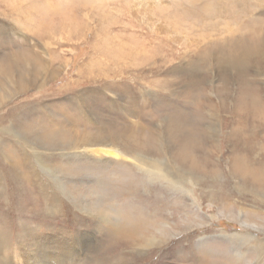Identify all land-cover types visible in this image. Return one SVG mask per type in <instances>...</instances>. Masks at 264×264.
<instances>
[{"label": "rangeland", "instance_id": "rangeland-1", "mask_svg": "<svg viewBox=\"0 0 264 264\" xmlns=\"http://www.w3.org/2000/svg\"><path fill=\"white\" fill-rule=\"evenodd\" d=\"M263 55L264 0H0L5 252L264 264Z\"/></svg>", "mask_w": 264, "mask_h": 264}, {"label": "bare ground", "instance_id": "bare-ground-1", "mask_svg": "<svg viewBox=\"0 0 264 264\" xmlns=\"http://www.w3.org/2000/svg\"><path fill=\"white\" fill-rule=\"evenodd\" d=\"M259 34V33H258ZM256 36V35H255ZM257 52V51H256ZM259 52V51H258ZM261 53V52H260ZM264 56V55H263ZM5 58V57H4ZM264 59V58H263ZM242 63V62H241ZM257 70V69H255ZM1 118V117H0ZM1 124H0V129H5V132H6V135L9 136L10 132V128L7 126L6 127V124L4 119L1 118ZM13 128V127H12ZM17 137V136H16ZM1 141V140H0ZM2 144V143H1ZM6 145V144H5ZM1 147V146H0ZM117 148V147H116ZM105 149V148H104ZM110 150V147L107 148ZM113 149V148H112ZM2 150V149H1ZM102 148H91L90 151L91 152H94V153H99L101 152ZM108 150V151H109ZM106 151V150H105ZM117 152V149L115 150ZM1 152V151H0ZM130 152V151H129ZM108 153V152H107ZM106 153V154H107ZM1 154V153H0ZM120 154V153H119ZM127 156H129L131 159L134 160V163H135V166H138L136 167L138 169V171H141V174L143 173V176H142V179H145V178H152L153 180H161V181H164L168 184H176L177 182V179L175 177L172 176L171 173L169 172H166L165 170L163 169H159V168H151V169H146V170H143L141 169V166H149V162L146 161L147 158L144 157L142 154L140 153H135V154H129V153H126ZM3 157V155L1 156ZM151 158V157H150ZM153 164V163H152ZM128 166V165H127ZM154 167V166H152ZM9 168V167H8ZM10 171V170H9ZM7 172V170L5 171ZM8 175V174H7ZM12 176V175H11ZM4 189V188H3ZM8 189V188H7ZM245 227V226H244ZM127 232L125 233V237L126 236H129L130 234H127L129 232V230H126ZM31 232V231H30ZM28 234V233H27ZM0 236H4V239L7 238L8 236H6V234L4 232L0 233ZM124 237V236H123ZM129 238V237H128ZM3 240H1L0 242V250H1V257H0V262L2 264H45V258H46V255L44 254V252L40 251L38 249L37 252H34L33 254H28V253H24V252H19L18 251V256H14L13 254L11 253H7L5 252V248L4 246H6V242ZM149 242V241H148ZM36 243V242H34ZM32 244V242H31ZM34 245V244H33ZM31 245V246H33ZM28 247V246H27ZM21 248V247H20ZM33 248V247H32ZM36 248V247H35ZM40 248V246H39ZM147 249V248H146ZM7 250V248H6ZM21 251V250H20ZM40 252V253H38ZM65 252V251H64ZM73 256V255H72ZM14 257V258H13ZM68 258L71 259V256H68ZM68 261V259H67ZM71 262V261H70Z\"/></svg>", "mask_w": 264, "mask_h": 264}]
</instances>
